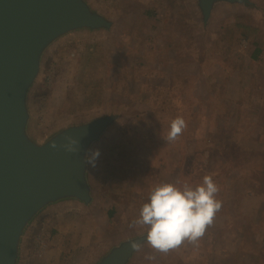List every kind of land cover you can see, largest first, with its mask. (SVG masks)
I'll use <instances>...</instances> for the list:
<instances>
[{
  "label": "rangeland",
  "instance_id": "1",
  "mask_svg": "<svg viewBox=\"0 0 264 264\" xmlns=\"http://www.w3.org/2000/svg\"><path fill=\"white\" fill-rule=\"evenodd\" d=\"M89 1L116 30L49 50L28 100L30 131L45 141L96 115L125 116L93 148L95 203L40 214L20 264H95L113 243L147 233L129 224L156 186L195 188L206 175L222 206L204 236L167 254L146 243L131 264H264V10L225 6L205 39L193 0ZM177 116L187 128L166 142Z\"/></svg>",
  "mask_w": 264,
  "mask_h": 264
},
{
  "label": "water",
  "instance_id": "2",
  "mask_svg": "<svg viewBox=\"0 0 264 264\" xmlns=\"http://www.w3.org/2000/svg\"><path fill=\"white\" fill-rule=\"evenodd\" d=\"M193 1L205 39L225 6L264 10L258 0ZM116 25L117 20L89 0H0V264H20L25 234L44 211L64 203H95V182L85 154L125 114L96 115L38 141L30 131L28 100L56 43L83 32L112 35ZM68 135L80 138L78 153L51 147ZM133 242L140 249L147 233L113 243L95 264H131L138 251Z\"/></svg>",
  "mask_w": 264,
  "mask_h": 264
},
{
  "label": "clouds",
  "instance_id": "3",
  "mask_svg": "<svg viewBox=\"0 0 264 264\" xmlns=\"http://www.w3.org/2000/svg\"><path fill=\"white\" fill-rule=\"evenodd\" d=\"M187 128L183 117L177 116L171 121L166 142H174ZM80 138L68 135L60 145L53 143V149L62 148L68 153L80 151ZM99 149H89L85 154V163L95 167ZM219 187L211 176H204L201 184L195 188L184 184L179 188L174 184L163 183L150 193L149 202L143 204L138 218L129 227H147V243L156 252L167 254L179 247L184 241L195 244L204 236L207 226L213 223L215 214L221 209L222 202L216 199ZM139 244L133 242L132 248L139 250ZM155 260V256H146Z\"/></svg>",
  "mask_w": 264,
  "mask_h": 264
},
{
  "label": "trees",
  "instance_id": "4",
  "mask_svg": "<svg viewBox=\"0 0 264 264\" xmlns=\"http://www.w3.org/2000/svg\"><path fill=\"white\" fill-rule=\"evenodd\" d=\"M231 143H232V142H231ZM231 143H230V147H231V149L235 150V149L237 148V146H236L234 143H232V144H231Z\"/></svg>",
  "mask_w": 264,
  "mask_h": 264
}]
</instances>
